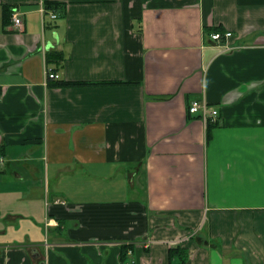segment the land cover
<instances>
[{"label": "crops", "instance_id": "obj_1", "mask_svg": "<svg viewBox=\"0 0 264 264\" xmlns=\"http://www.w3.org/2000/svg\"><path fill=\"white\" fill-rule=\"evenodd\" d=\"M44 1L0 0V264H264V0Z\"/></svg>", "mask_w": 264, "mask_h": 264}, {"label": "built area", "instance_id": "obj_2", "mask_svg": "<svg viewBox=\"0 0 264 264\" xmlns=\"http://www.w3.org/2000/svg\"><path fill=\"white\" fill-rule=\"evenodd\" d=\"M42 13H48L50 18L52 20L57 18V14L53 13L51 11H48L44 8V6L41 8ZM11 23L12 26L15 28L17 31L22 30V19L20 18V15L17 13H14L11 17ZM231 36V33L226 32V33H219V32H214L210 34V40L213 42L218 43L219 45L224 46L223 41L224 38H229ZM225 49H228L227 46H225ZM45 75V80L46 82L48 81H58L60 80L59 74L52 72L49 68L46 67L44 71ZM188 114L190 116H201L204 121H208L210 123L216 122V119L218 118V110L214 108H210L209 104L206 103L205 100L203 99H194L192 100L189 105H188ZM2 164V160L0 159V165ZM56 203H59L58 201Z\"/></svg>", "mask_w": 264, "mask_h": 264}, {"label": "trees", "instance_id": "obj_3", "mask_svg": "<svg viewBox=\"0 0 264 264\" xmlns=\"http://www.w3.org/2000/svg\"><path fill=\"white\" fill-rule=\"evenodd\" d=\"M44 6L46 10H52V11H58L61 8L60 4L49 2V1H44ZM13 9H11L9 6H4L2 10V24L4 26H8L10 23L11 15H12ZM214 32H219L222 34L221 31L215 29ZM63 55L61 52H50L47 53L46 55V63L47 65L52 64L57 66L60 61H62ZM59 81V80H58ZM58 81H49L51 82H56L52 84L51 86L54 87H72V86H78L82 85L83 83H74V82H58ZM48 85L50 86V84ZM209 125V131L211 129V126ZM3 153V146H0V155ZM188 261V251L186 249H182L180 247H176L175 249H170L169 251V264H186Z\"/></svg>", "mask_w": 264, "mask_h": 264}]
</instances>
